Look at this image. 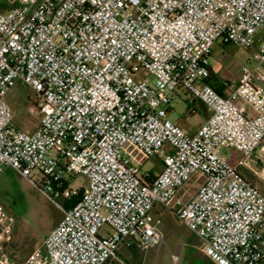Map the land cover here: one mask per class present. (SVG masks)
I'll return each mask as SVG.
<instances>
[{"label": "built area", "instance_id": "1", "mask_svg": "<svg viewBox=\"0 0 264 264\" xmlns=\"http://www.w3.org/2000/svg\"><path fill=\"white\" fill-rule=\"evenodd\" d=\"M262 32L264 0H20L0 12V176L36 174L46 196L64 199L78 194L75 175L88 180L22 264H107L121 246L161 245L158 208L176 212L215 264H262L264 193L223 150L247 166L263 145L264 46L225 93L209 84L219 41L252 49ZM17 82L35 98L33 133L6 101ZM179 91L211 111L193 136L167 118ZM128 146L144 161L161 155L162 170L141 172Z\"/></svg>", "mask_w": 264, "mask_h": 264}, {"label": "rangeland", "instance_id": "2", "mask_svg": "<svg viewBox=\"0 0 264 264\" xmlns=\"http://www.w3.org/2000/svg\"><path fill=\"white\" fill-rule=\"evenodd\" d=\"M19 1L0 0V4H4L0 12L8 10ZM260 38L261 42L252 49L233 44L223 45L219 41L213 47L211 68L232 83L239 81L243 67L251 71L257 67L252 58L259 47L264 46L263 32ZM261 70L264 71V64ZM147 78L150 81L154 79L151 75ZM183 99L176 94L171 104L174 112L168 120L173 123L180 121L182 127L189 131L199 123L200 115L199 113L187 115L189 105ZM6 101L13 113L16 127L24 132L33 133L41 118L32 113L36 103L31 90L17 82ZM168 150L169 147L166 146L164 151ZM127 151L133 164L138 166L141 172L153 174L160 172L161 155L144 161L141 155L135 153L132 146H128ZM223 156L232 166L239 165L243 159L241 154L234 150H223ZM247 160L251 169L242 168L241 173L264 192V142L261 155L254 153L245 161ZM32 178L34 183L11 168H6L0 176V210L4 215L0 218V257L5 259L7 264H22L31 252L43 244L63 218V212L58 205L64 206V197L46 196L42 192L41 176L33 174ZM203 181L204 178L197 173L186 188L195 191ZM87 185L88 180L82 175H75L71 180L73 190L84 189ZM155 214L159 220L163 244L152 245L144 251L122 246L118 251L119 259L114 264H193V261L197 263L203 255L199 237L181 222L176 212L158 208ZM106 230L104 229L103 233Z\"/></svg>", "mask_w": 264, "mask_h": 264}, {"label": "crops", "instance_id": "3", "mask_svg": "<svg viewBox=\"0 0 264 264\" xmlns=\"http://www.w3.org/2000/svg\"><path fill=\"white\" fill-rule=\"evenodd\" d=\"M211 79H214L215 81H216V84H221L220 86H221V88H222V93H225L226 92V90H227V88H228V86L229 85H235V84H238L239 83V81L237 80L235 83H232V82H230L227 78H225V77H223L222 75H220V74H217L212 68H211ZM261 86L262 85H264V84H260ZM263 87V86H262ZM178 95H180V96H182L184 99V101L189 105V106H191V107H195V109L197 110V113H199V115H200V120H199V123L196 125V126H194V127H192L191 128V130H189V131H187L186 129H184L183 127H182V125L180 124V121L179 122H177V123H174V124H176L177 126H179L181 129H183L184 131H186V133L189 135V136H193V135H195L196 133H197V131L206 123V121H207V119L209 118V116L211 115V111L209 110V109H207L205 106H203L202 104H200V103H198V102H190L188 99H187V97H186V94L184 93V92H182V91H179L178 92ZM188 106V107H189ZM174 112V110H173V108L171 107V111H170V113L168 114V116H167V118L171 115V113H173ZM37 128V127H36ZM36 130V129H35ZM262 147H263V145H262ZM262 147L260 148V149H258L256 152H255V154L256 153H258V155H261V149H262ZM237 152V151H236ZM240 154V153H239ZM242 156V155H241ZM243 157V156H242ZM162 160H163V158L161 157V167H160V171L162 170ZM243 160V159H242ZM245 163H246V165L247 166H239L238 164L237 165H235L234 167H238V169H239V171H240V173H241V169L242 168H249V169H251L250 168V162L247 160V161H245ZM152 173V172H151ZM241 175L248 181V182H250L242 173H241ZM250 183H252V182H250ZM253 184V183H252ZM253 185H255V184H253ZM256 186V185H255ZM257 187V186H256ZM258 188V187H257ZM187 189V188H186ZM198 190V187L195 189V191H191V190H188L187 189V191L189 192V195L188 196H186V197H184V200H188V198L190 197V196H192V195H194L195 193H196V191ZM262 193H264V192H262ZM180 195H182V192L180 193ZM187 198V199H186ZM43 245V244H42ZM42 245L41 246H39L38 248H36L34 251H36L37 249H40V247L42 248ZM122 247V246H121ZM120 247V248H121ZM125 247V246H124ZM119 248V249H120ZM33 251V252H34ZM119 251V250H118ZM33 252H31V253H33ZM203 255L200 257V259L197 261V263L196 264H215L213 261H211L204 253H202ZM118 252H117V258L116 259H112L111 261H109L107 264H114V262H116V261H118ZM193 264H195V261H193L192 262ZM262 264H264V261L262 262Z\"/></svg>", "mask_w": 264, "mask_h": 264}, {"label": "trees", "instance_id": "4", "mask_svg": "<svg viewBox=\"0 0 264 264\" xmlns=\"http://www.w3.org/2000/svg\"><path fill=\"white\" fill-rule=\"evenodd\" d=\"M4 8V4H0V10ZM12 8V6L10 7ZM9 8V9H10ZM6 11V10H5ZM4 12V11H3ZM209 84L219 93H222V88H221V84H216V81L214 79H211L209 80ZM82 193H83V189H80L78 190V194L75 195V196H70L68 198H65L64 199V207L65 209H70L72 208L73 206H75L81 199V196H82Z\"/></svg>", "mask_w": 264, "mask_h": 264}]
</instances>
